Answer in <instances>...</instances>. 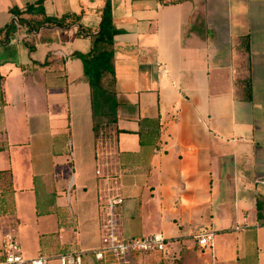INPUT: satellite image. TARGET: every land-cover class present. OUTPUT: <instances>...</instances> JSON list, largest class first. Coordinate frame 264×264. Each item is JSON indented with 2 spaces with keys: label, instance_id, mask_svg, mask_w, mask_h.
I'll list each match as a JSON object with an SVG mask.
<instances>
[{
  "label": "crops",
  "instance_id": "crops-1",
  "mask_svg": "<svg viewBox=\"0 0 264 264\" xmlns=\"http://www.w3.org/2000/svg\"><path fill=\"white\" fill-rule=\"evenodd\" d=\"M159 1L109 0L116 131L100 147L80 55L106 0H0V240L12 228L24 259L89 260L119 194L124 237L210 227V264H264V0Z\"/></svg>",
  "mask_w": 264,
  "mask_h": 264
},
{
  "label": "built area",
  "instance_id": "built-area-1",
  "mask_svg": "<svg viewBox=\"0 0 264 264\" xmlns=\"http://www.w3.org/2000/svg\"><path fill=\"white\" fill-rule=\"evenodd\" d=\"M96 173L98 171L96 170ZM264 182V175L261 179ZM122 202L119 194L107 198L102 206L103 220L100 225L99 246L92 250L94 258L102 264H120L126 257L137 254L159 252L166 247V237L161 233L124 237L118 231L114 207ZM214 231L210 227L200 228L193 239L199 248H211ZM58 264H81L79 251L71 250L57 255ZM46 264V258L37 255L24 259L20 244L12 228H8L0 240V264Z\"/></svg>",
  "mask_w": 264,
  "mask_h": 264
},
{
  "label": "trees",
  "instance_id": "trees-1",
  "mask_svg": "<svg viewBox=\"0 0 264 264\" xmlns=\"http://www.w3.org/2000/svg\"><path fill=\"white\" fill-rule=\"evenodd\" d=\"M178 1L179 0H160L159 3L170 4L177 3ZM46 22L58 26L67 24L64 20L52 18H47ZM113 34L114 29L111 24L110 3L109 0H106L102 9V16L98 29L95 33L89 35V50L87 53L80 55L84 68V75L90 89L92 131L96 140L102 139L106 125L112 128V135L116 131V129H114L117 101L114 87ZM110 138L108 140H110ZM4 148L5 144L0 143V151ZM8 210H11L8 193L6 190L0 191V214H5ZM166 242V246L171 243L168 239H166ZM164 250L159 252H163ZM65 252L67 251L62 253ZM79 253L81 264H85V261H83L85 253ZM86 254L93 264H102L94 258L92 251Z\"/></svg>",
  "mask_w": 264,
  "mask_h": 264
},
{
  "label": "rangeland",
  "instance_id": "rangeland-1",
  "mask_svg": "<svg viewBox=\"0 0 264 264\" xmlns=\"http://www.w3.org/2000/svg\"><path fill=\"white\" fill-rule=\"evenodd\" d=\"M111 136L112 128L106 125L102 139L98 140L100 147L104 146ZM210 259H213V248H206V253H204V250H201L195 241L191 239L169 243L163 252L137 254L134 257H126L120 264H210ZM85 264L93 263L89 259Z\"/></svg>",
  "mask_w": 264,
  "mask_h": 264
}]
</instances>
